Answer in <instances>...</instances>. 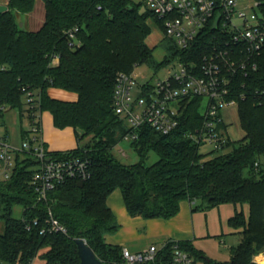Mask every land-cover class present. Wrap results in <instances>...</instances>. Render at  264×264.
I'll list each match as a JSON object with an SVG mask.
<instances>
[{"label":"trees","instance_id":"trees-1","mask_svg":"<svg viewBox=\"0 0 264 264\" xmlns=\"http://www.w3.org/2000/svg\"><path fill=\"white\" fill-rule=\"evenodd\" d=\"M42 1L45 21L36 32L21 29L17 18L32 13L37 0H8L9 10L0 15V115L14 109L22 114L29 105L26 99L33 98L34 111L40 116L49 112L56 128H73L79 143L92 137L93 144L87 147L48 152L55 159L89 161L92 175L85 181H67L47 200H38L31 186L37 162L17 154L12 179L0 183V220L4 222L0 264H32L38 256L46 264H81L77 239H84L104 264H122L123 249L105 242V235L120 228L107 204L116 190L121 191L129 215L144 219H171L183 201L190 202L194 211L222 204L247 205L248 216L240 211L229 221L242 239L226 264H254L253 257L264 252V55L257 59L256 71L246 77L237 75L232 82L230 99L238 102L245 137L237 144L231 142L230 152L208 158L198 144L184 137L204 122V99L195 97L175 132L162 135L144 128L139 141L131 143L139 162L124 165L113 154L128 133L126 121L113 109L117 75L131 74L144 64L159 69L177 56L200 64L218 42L219 33L209 25L192 49L180 52L173 47L170 56L157 63L147 44L148 19L162 23L148 9L142 11L141 4L133 0ZM255 1L264 15V0ZM74 29L78 44L71 48L67 32ZM50 89L75 93L78 99L53 98ZM27 111L33 110L28 107ZM27 137L22 130V138ZM150 152L159 160L146 166ZM16 207L22 208L20 218L14 216ZM49 212L67 234L42 233ZM34 220H38L35 226ZM178 243L194 261L204 258L191 243ZM172 246L169 243L162 251L167 260Z\"/></svg>","mask_w":264,"mask_h":264},{"label":"built area","instance_id":"built-area-1","mask_svg":"<svg viewBox=\"0 0 264 264\" xmlns=\"http://www.w3.org/2000/svg\"><path fill=\"white\" fill-rule=\"evenodd\" d=\"M144 3L161 21L164 34L180 52L192 49L205 29L209 25L214 27L218 15L220 21L213 30L220 38L200 64L185 62L182 56L171 59L160 69L171 65L162 79L140 83L136 71L117 75L113 109L126 121L128 133L124 140L139 141L141 131L146 127L170 135L181 126V116L189 102L202 97L207 99L204 122L196 130L186 132L184 137L200 148L211 145L214 151L224 153L231 140L222 111L228 106L238 108L236 99H230L234 77H246L256 71L257 59L264 55V15L260 4L255 0H144ZM77 31L67 32L71 48L78 44ZM135 90L136 98L133 97ZM26 102L33 110L32 113L27 111L31 117L28 137L23 139L21 136L19 145H13L7 138L0 140V183L12 179L17 154L29 155L37 162L31 186L38 200H47L50 192L67 181L90 179L91 166L89 161L78 157L51 158L40 136L41 118L34 111L35 102L33 98ZM120 153L125 154L123 150ZM37 224L38 220H34L33 225ZM31 227L28 225L27 230ZM46 232L67 234V229L49 212L47 227L42 230V233ZM162 251L155 246L137 253L125 248L122 264H195L191 254L181 249L178 242H173L169 260ZM260 256L264 257V254L256 256L252 263L263 264L258 260Z\"/></svg>","mask_w":264,"mask_h":264},{"label":"crops","instance_id":"crops-1","mask_svg":"<svg viewBox=\"0 0 264 264\" xmlns=\"http://www.w3.org/2000/svg\"><path fill=\"white\" fill-rule=\"evenodd\" d=\"M0 5H8V0H0ZM49 94L51 97L63 101L74 102L78 99L77 94L61 89H50ZM40 136L47 151L52 153L74 150L83 142L79 143L73 128H56L49 112H45V115L41 114ZM107 204L120 225L116 233L105 235V242L108 245L119 246L137 253L151 246L164 249L169 243L188 242L204 255V258L197 259L195 264H226L230 262L235 246L232 245L233 242L229 241L228 237L237 234V232L230 226L229 221L237 212L243 211L246 216L249 213L247 205L234 204H222L194 211L190 202L183 201L179 213L168 220L132 217L126 209L122 193L119 190L111 194ZM32 264H46V262L38 256Z\"/></svg>","mask_w":264,"mask_h":264},{"label":"rangeland","instance_id":"rangeland-1","mask_svg":"<svg viewBox=\"0 0 264 264\" xmlns=\"http://www.w3.org/2000/svg\"><path fill=\"white\" fill-rule=\"evenodd\" d=\"M4 1V0H1ZM136 3L142 5V11L147 10L144 0H133ZM19 26L23 30L27 31H38V29L43 25L45 20V4L42 0H37L35 9L32 13L29 14H20L17 18ZM148 23L151 27V35L147 39V44L150 48L153 49V58L157 63L166 60L167 57L173 52L174 43L171 39L166 37L162 26L155 22V20L148 19ZM171 65L168 67L170 68ZM168 68H163L162 70L155 69L146 64L138 66L136 74H138V81L140 83H145L149 80L155 81L157 79H162L165 76L166 70ZM133 71V72H134ZM133 97H137V90L133 92ZM207 105V99L203 100L202 104V113L205 112ZM28 106L25 105L23 108L22 114L18 109L11 111L5 110L0 115V140L7 138L8 141L12 144L19 145L21 143V130L28 132L30 130V119L27 112ZM38 117L41 118L39 112L37 111ZM45 115V112H43ZM222 117L226 125L228 126V135L231 142L237 144L244 139L245 133L240 125V118L238 113L237 106H228L222 111ZM92 137H87L83 140L82 145L87 147L88 145L93 144ZM123 150L125 154H121L120 151ZM232 147H228L224 150V153L230 152ZM201 154H207L208 158L215 157L221 152L214 151L211 145H205L200 148ZM114 156L124 165H133L139 162V156L136 151L133 149L131 142L127 140H122L114 149ZM159 160L158 155L155 152H150L148 158L146 159L145 165L151 166ZM22 215V208L16 207L14 210V216L20 218ZM4 232V222L0 220V234ZM229 241L232 240V245L237 247L241 242L242 236L240 233H237L233 236H229ZM264 254V252L260 253ZM260 254L256 255L259 256ZM252 259V262L254 258ZM38 258V257H37ZM36 258V259H37ZM39 260V259H38Z\"/></svg>","mask_w":264,"mask_h":264},{"label":"water","instance_id":"water-1","mask_svg":"<svg viewBox=\"0 0 264 264\" xmlns=\"http://www.w3.org/2000/svg\"><path fill=\"white\" fill-rule=\"evenodd\" d=\"M9 10L8 5H0V15L4 14ZM20 15L18 14V17ZM220 15L217 16L214 23V30L217 29L218 23L220 21ZM76 244L78 246V254L80 257L81 264H104L98 259L93 249L87 244L84 239H77Z\"/></svg>","mask_w":264,"mask_h":264},{"label":"bare ground","instance_id":"bare-ground-1","mask_svg":"<svg viewBox=\"0 0 264 264\" xmlns=\"http://www.w3.org/2000/svg\"><path fill=\"white\" fill-rule=\"evenodd\" d=\"M258 260L264 264V257H263V256H260V257L258 258Z\"/></svg>","mask_w":264,"mask_h":264}]
</instances>
